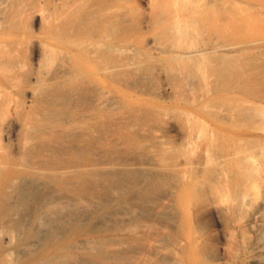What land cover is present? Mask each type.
I'll return each instance as SVG.
<instances>
[{"label": "bare ground", "instance_id": "bare-ground-1", "mask_svg": "<svg viewBox=\"0 0 264 264\" xmlns=\"http://www.w3.org/2000/svg\"><path fill=\"white\" fill-rule=\"evenodd\" d=\"M0 264H264V0H0Z\"/></svg>", "mask_w": 264, "mask_h": 264}]
</instances>
